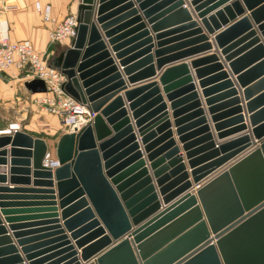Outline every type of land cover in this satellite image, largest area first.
I'll return each mask as SVG.
<instances>
[{"label":"water","instance_id":"1","mask_svg":"<svg viewBox=\"0 0 264 264\" xmlns=\"http://www.w3.org/2000/svg\"><path fill=\"white\" fill-rule=\"evenodd\" d=\"M77 22L49 67L94 117L53 171L0 135V264H264V0H82Z\"/></svg>","mask_w":264,"mask_h":264},{"label":"crops","instance_id":"2","mask_svg":"<svg viewBox=\"0 0 264 264\" xmlns=\"http://www.w3.org/2000/svg\"><path fill=\"white\" fill-rule=\"evenodd\" d=\"M35 2H39L42 8L46 6L50 7L51 17L56 21H61L72 13H77V9L72 7L70 0H13L11 2V10L4 17L7 22V36L10 41L30 42L39 54L45 56L49 65L53 58L70 47L71 42L65 41L61 44H49L48 32L51 25L44 21L43 13L35 11ZM212 7L210 6L207 10L210 11ZM154 34L152 35L153 38ZM207 37L210 41L212 40V36L207 35ZM157 43L158 41L154 39L153 51L156 50ZM169 45L172 46L174 44ZM213 51L212 49L211 52ZM211 52L199 56L211 55ZM196 57L198 56L189 58L187 60L188 63ZM25 73V71L21 72L14 68L0 72V119H14V121H10L7 125L19 124L21 131L33 138L43 140L46 143L47 151L55 154L53 147H55L59 138L63 135L58 125V120L41 109L37 101L40 98L38 94H31L25 89L24 84L30 81L25 77ZM191 73L193 75V70H191ZM159 75L157 72L156 77L153 79L158 84ZM127 88L129 90L134 88V86L127 85ZM123 93L121 92L120 95ZM167 105L169 104L167 103ZM168 113L171 116L170 110H168ZM0 123L1 125H5L6 121L3 120ZM172 131L174 134L173 139L180 149V155L184 159L183 163L186 166L187 172H189L184 152L181 150V145L177 142L178 138L175 135V129L172 128ZM6 149L9 151L10 148L7 147ZM0 187L12 188L14 186H11L7 179V183L0 185Z\"/></svg>","mask_w":264,"mask_h":264},{"label":"built area","instance_id":"3","mask_svg":"<svg viewBox=\"0 0 264 264\" xmlns=\"http://www.w3.org/2000/svg\"><path fill=\"white\" fill-rule=\"evenodd\" d=\"M13 0H0V72L9 69L25 71L29 80H40L44 83L46 92L38 94L37 99L41 109L58 120L61 133L76 134L92 122L93 114L86 106L69 96L63 89L65 78L59 71L49 67L44 55L39 54L28 41L12 42L7 36V22L5 15L11 10ZM82 0H70L76 9ZM34 9L43 13V19L51 25L48 32L49 44H61L75 38L78 27L77 13H72L61 21L51 17V8L41 7L39 2L34 3ZM21 131L19 124H10L0 130V135H13ZM43 165L52 171L59 167L53 152L47 151Z\"/></svg>","mask_w":264,"mask_h":264},{"label":"rangeland","instance_id":"4","mask_svg":"<svg viewBox=\"0 0 264 264\" xmlns=\"http://www.w3.org/2000/svg\"><path fill=\"white\" fill-rule=\"evenodd\" d=\"M3 120L6 121V124L5 125H1V123H0V128H2V129L6 128L8 126L7 124H9L10 121H14V119L9 118V119H0V122L3 121ZM55 147H56V145H55ZM55 147H53L54 148L53 151H55Z\"/></svg>","mask_w":264,"mask_h":264}]
</instances>
